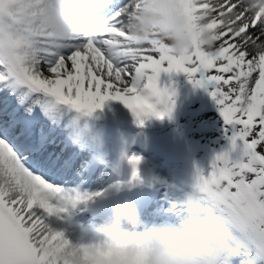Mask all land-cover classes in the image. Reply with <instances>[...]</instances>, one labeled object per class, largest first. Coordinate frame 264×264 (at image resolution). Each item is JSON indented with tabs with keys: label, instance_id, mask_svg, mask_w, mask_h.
Returning a JSON list of instances; mask_svg holds the SVG:
<instances>
[{
	"label": "snow or ice",
	"instance_id": "6c2138e0",
	"mask_svg": "<svg viewBox=\"0 0 264 264\" xmlns=\"http://www.w3.org/2000/svg\"><path fill=\"white\" fill-rule=\"evenodd\" d=\"M45 2L0 0V264H69L57 254L73 242L47 218L107 191L66 186L102 176L101 161L79 150L85 144L72 116L118 101L140 126L170 117L176 93L162 85V74H183L208 90L227 142L207 171L196 168L190 188L169 186L173 219L166 225L185 240L183 221L191 212L185 193L194 192L231 229L220 264H264V52L256 51L264 42V9L253 12L242 0H181L190 27L212 32L214 44L209 50L194 39L191 50L177 56L158 33L131 35L126 10L133 0H112L97 14L103 31H80L67 41H54L41 23ZM140 10L135 3L133 11ZM57 132L66 138L57 141ZM125 158L132 169L128 183L142 182L143 158ZM146 239L126 231L78 244L95 250L104 264H146Z\"/></svg>",
	"mask_w": 264,
	"mask_h": 264
},
{
	"label": "clouds",
	"instance_id": "9594fccd",
	"mask_svg": "<svg viewBox=\"0 0 264 264\" xmlns=\"http://www.w3.org/2000/svg\"><path fill=\"white\" fill-rule=\"evenodd\" d=\"M112 0H46L40 15L41 23L51 32L54 41L70 40L76 33L87 31L96 34L106 25L97 14L105 10ZM141 10L134 12L135 3ZM252 10L264 9V0H242ZM131 17V35L138 39L158 33L177 56L186 54L193 46L194 39L207 49L214 44L213 33L203 26L199 31L190 27L181 0H133L126 10ZM264 52V42L256 49ZM186 206L191 212L183 221L185 240L178 241L168 225L150 230L144 247L148 250L146 264H220L225 246L231 240L230 227L216 218L198 199L194 192L185 193ZM144 227L140 213L131 201L117 203L112 213L98 227L97 236L110 235L119 238L126 234V228ZM129 257L133 255L131 250ZM60 261L69 264H104L95 250H81L73 243L65 252L57 254Z\"/></svg>",
	"mask_w": 264,
	"mask_h": 264
},
{
	"label": "bare ground",
	"instance_id": "6f19581e",
	"mask_svg": "<svg viewBox=\"0 0 264 264\" xmlns=\"http://www.w3.org/2000/svg\"><path fill=\"white\" fill-rule=\"evenodd\" d=\"M185 77L186 76L183 75V74H178V75L177 74H174L171 78H169L166 74H162L161 81H162L163 85H164V83L165 84H169V87H171L174 91H176V90L179 89L176 86H174V85H177V82H179L180 80H183L185 82L182 85V87H180V89L183 91V94L181 96H178L176 94L175 97H174V100H175V104L176 105H179L180 107H182L183 105L188 104L190 101L203 102L202 95H197V94L194 95V94H192V92H191V96L187 95V92H188L189 87H188V80ZM115 104H116L115 105V109L116 110L114 109L113 111H110L108 109V107L105 108V109L108 112V117L110 118V120L113 123H115V124H122V123L125 122L124 119H122V116L125 115V114L127 116H129L130 112L128 111V109L125 106H123L122 103H120L118 101H115ZM104 106H106V104ZM121 111H123L125 114H123ZM72 120L77 125V131L80 132L81 134H86V135L87 134H95L96 131H103V130H105L107 128V126H104L103 128H100L99 129L97 127V125L92 124L91 126L84 125L81 128V130H80V123H79V121L81 120V117L78 114H73ZM110 136H111V134L109 132V137ZM164 136H165V134H164ZM55 137H56L57 141H61V140H64L66 138V134L65 133H61V132H57V133H55ZM110 138H113V137H110ZM94 140H96V139H94ZM98 141L99 140H96V142H98ZM214 144H215V146L219 147L217 145V143L214 140H212V143H210V145H214ZM72 147L79 148V146L76 145V144H73ZM55 150L56 151L57 150L59 151V148H56ZM79 150L86 151L90 156H95L98 160H100L101 161V163L99 165L100 172L102 173V176L104 174H106V170H104V167H103V165H104V158L106 156V153H105V150H104V145H103V147L101 149L103 151H102V153L100 155L95 154L93 152L92 148L88 146V144L85 145V147H83V148H79ZM147 152H148L147 149H145V150L144 149L139 150V148L136 145H134V150H133L132 154L135 153L137 155H140L144 160L147 161L146 156L143 155V153L146 154ZM160 165L161 164H158L156 166L159 167V172H160L161 179L162 178H169L171 176V173L169 171V168L168 167H163V166L160 167ZM156 174L159 177L158 170L156 171ZM184 174L186 176H189V174L187 172L184 173ZM99 178H100V176H96V177L91 178L90 180L93 182L91 184V186H95L96 183H98V179ZM159 181H160V183L158 185L160 187V191L158 192V194H160L161 191H162L163 194L165 193L168 196L167 197L168 198L167 199L168 204L166 203V201H163L162 199H159L158 202L165 203L166 205H164V207L166 208L169 204L171 205V191H170V189L168 187H166V182L161 181L160 178H159ZM184 182L185 181L183 180V183ZM137 209H138L141 217L142 216H146V217L143 218V219H145V221H144V227L147 224L150 223L149 229H151V230H153V229H155L157 227L164 226V225L167 224V222H169V221H171L173 219V217L171 216V214L170 213H166V211H164V212H161L160 211L157 214H149L146 207H141L142 211L139 208H137ZM69 217H70L69 211L67 210L65 213L61 214L60 216H51V217H48L47 218V223L54 230L64 231L65 232V235H66V238L70 239L73 243H81V242L82 243H90V242H94L96 240V238H97V229H98L97 227H91L89 230L86 229V228H81L82 230H84L86 232L84 235H82V234H80V230H78V229L76 230V229H74L72 227L73 223L70 222ZM139 230H143V229L142 228H139ZM138 232H140V231H138ZM135 234H144V233H135ZM101 238H102V236H101ZM253 259L255 260L256 258L254 257ZM234 264H238V262L234 261Z\"/></svg>",
	"mask_w": 264,
	"mask_h": 264
},
{
	"label": "rangeland",
	"instance_id": "374dc122",
	"mask_svg": "<svg viewBox=\"0 0 264 264\" xmlns=\"http://www.w3.org/2000/svg\"><path fill=\"white\" fill-rule=\"evenodd\" d=\"M193 87H194L193 84L190 83L189 95L191 96V92L194 95L195 94L202 95L203 102L190 101L188 106H192L191 109H194L193 105H197L199 107H202L204 105V107H205L203 109H199L196 112V114H195L196 118L194 119L195 122L196 121H199V122L209 121V119H211V121H213L216 124V126H212V130L213 131H211V132L197 135V138H195V140L193 139V137L191 138L192 140H178L176 138V133L180 129L177 128L178 126H173L174 125L173 123H168V125H172L173 126L172 127V132L171 131L164 132L165 139H163V141H164V144H165V148H164L165 150L164 149L162 150V154L172 157L174 159V161L176 160V164L172 165V167L171 166L169 167V169H171V172L173 174L177 173V171H176L177 168L178 169L180 168V171H189L191 173L192 177H194V174H195V171H196V168H197L196 167L197 164H199L200 167L199 166L198 167L201 168L202 160H206L207 159V163H208L209 162L208 160H210L212 158L210 156H205L203 152H197V151L193 152V153L190 152V147L187 145L188 142H191V141L192 142H198V141L200 142L204 138H207L209 140L217 139L216 143H217V145L220 148L218 147L216 149V153L218 151H220L227 144V142L225 141V139L223 137V131H222L223 123H222V119H221V117L219 115V112L217 110V106H216L215 102L213 101L211 96L208 94V90L205 89V88H197V87L193 88ZM206 103L209 106L206 105ZM210 106H213L214 108L212 109ZM191 112H192V110L189 111V113H191ZM183 115H184V112H180V116L178 117V119L174 120V123L175 124L176 123L180 124V121H181L180 118ZM169 127H171V126H169ZM171 136L175 137V139L174 138L171 139ZM222 144L223 145L225 144V145L223 146ZM201 169L207 171L208 168H201ZM164 209H165V207H164Z\"/></svg>",
	"mask_w": 264,
	"mask_h": 264
}]
</instances>
